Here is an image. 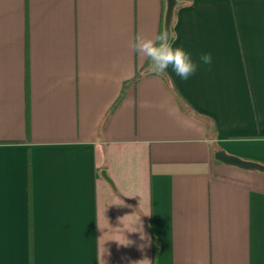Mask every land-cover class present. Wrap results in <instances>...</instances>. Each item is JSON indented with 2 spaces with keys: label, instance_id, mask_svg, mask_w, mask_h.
<instances>
[{
  "label": "crops",
  "instance_id": "0c3cea01",
  "mask_svg": "<svg viewBox=\"0 0 264 264\" xmlns=\"http://www.w3.org/2000/svg\"><path fill=\"white\" fill-rule=\"evenodd\" d=\"M170 2L187 80L128 46L167 0H0V264H264V171L214 158L264 165V0Z\"/></svg>",
  "mask_w": 264,
  "mask_h": 264
},
{
  "label": "clouds",
  "instance_id": "9594fccd",
  "mask_svg": "<svg viewBox=\"0 0 264 264\" xmlns=\"http://www.w3.org/2000/svg\"><path fill=\"white\" fill-rule=\"evenodd\" d=\"M176 39H179L176 33L164 31L153 36L137 34L129 41V48L149 61L142 75L159 78L166 76L167 70L171 68L176 76L187 80L195 74L199 62L205 65L212 63L211 54H203L199 62H194L191 54L182 46H174L173 41Z\"/></svg>",
  "mask_w": 264,
  "mask_h": 264
},
{
  "label": "water",
  "instance_id": "95a60500",
  "mask_svg": "<svg viewBox=\"0 0 264 264\" xmlns=\"http://www.w3.org/2000/svg\"><path fill=\"white\" fill-rule=\"evenodd\" d=\"M170 17H171V2L170 0H167V9L164 18V28L165 31L167 32H169ZM214 158L218 161H221L229 165H234L245 169H258L264 171V165L252 161H246L240 159L239 157H236L234 155L227 154L224 150L215 151Z\"/></svg>",
  "mask_w": 264,
  "mask_h": 264
},
{
  "label": "trees",
  "instance_id": "16d2710c",
  "mask_svg": "<svg viewBox=\"0 0 264 264\" xmlns=\"http://www.w3.org/2000/svg\"><path fill=\"white\" fill-rule=\"evenodd\" d=\"M169 29H170V33H172V25H171V23H170Z\"/></svg>",
  "mask_w": 264,
  "mask_h": 264
}]
</instances>
